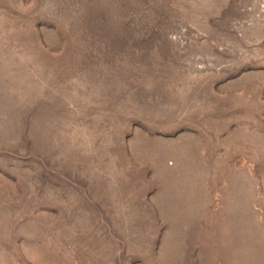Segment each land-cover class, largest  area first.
<instances>
[{"label":"rangeland","instance_id":"1","mask_svg":"<svg viewBox=\"0 0 264 264\" xmlns=\"http://www.w3.org/2000/svg\"><path fill=\"white\" fill-rule=\"evenodd\" d=\"M0 264H264V0H0Z\"/></svg>","mask_w":264,"mask_h":264}]
</instances>
